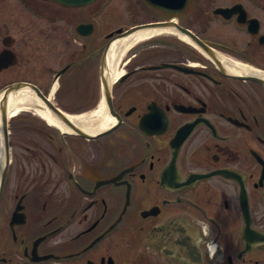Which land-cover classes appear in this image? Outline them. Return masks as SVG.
Here are the masks:
<instances>
[{
  "label": "flooded vegetation",
  "instance_id": "flooded-vegetation-1",
  "mask_svg": "<svg viewBox=\"0 0 264 264\" xmlns=\"http://www.w3.org/2000/svg\"><path fill=\"white\" fill-rule=\"evenodd\" d=\"M124 1V28L104 31L109 2L0 0V97L58 84L85 116L104 99V74L114 119L97 132L48 123L33 133L49 146H17L9 117L0 264H264V0H188L176 12L138 0L154 20L129 27L137 2ZM151 22L174 39L127 44L110 78L111 43ZM35 42L71 60L18 79L36 65Z\"/></svg>",
  "mask_w": 264,
  "mask_h": 264
},
{
  "label": "rangeland",
  "instance_id": "rangeland-1",
  "mask_svg": "<svg viewBox=\"0 0 264 264\" xmlns=\"http://www.w3.org/2000/svg\"><path fill=\"white\" fill-rule=\"evenodd\" d=\"M101 2H109L108 8L110 9L109 12L111 13V16L108 19L106 20L102 19L104 31H108L111 28H116V27L124 28V2L125 1L124 0H100L99 3ZM133 2H137V3H134V5L129 7L128 21L125 24L126 27H129L133 23H138V22L140 23L143 21L154 20V19H150V16H148L149 14L148 12L147 13L145 11L142 12V4L140 2L138 3V0H133ZM12 12L14 13V16L18 22V18H21L20 12L19 11H12ZM1 13H2L1 19L8 20L10 11H3ZM12 20H15V19L13 18ZM23 22H25V20ZM20 26H17V28H19ZM172 35H174L172 32L165 31V32L154 34L150 37H147L149 39L147 38L145 39L150 40L151 38L153 39L162 38V39L173 40L174 38L172 37ZM98 39H99V36H98ZM99 43H103V42H99ZM34 45L43 46L44 49L41 48L40 50L34 51V53L38 55L35 66L25 67V64L22 63L21 70L17 71L18 79L22 77H26L29 74L36 75V76L40 75L43 71H46V69L43 67V64L48 65L49 62L53 60L52 59L53 57H56V59H54L55 61L57 60L56 63L54 62L55 65L53 66V68L60 67L66 62L71 60V58L67 57L66 54L56 55L55 53H49L48 51H46L45 47L49 48L48 46L50 45V42L47 44H44V43L42 44V42H37V43L35 42ZM101 45L102 44H98V47H100ZM26 50L29 51V50H34V49L26 48ZM64 50L65 48H62L61 51H64ZM34 67L35 69H33ZM97 69H98V65H97ZM52 72L53 70L51 71V74ZM97 72L99 75V69ZM69 82L71 81L67 80L66 84H68ZM57 86L58 84H56V86H54L55 88L49 92L48 96L51 98L52 101L55 102V104L61 110L69 114H74L73 109L77 108L76 97H75L76 92L69 91L71 93L68 94L67 93L68 91H65V90L61 91L60 88H58ZM99 104H100V97L97 100V104L89 110V113H91L96 107H98ZM31 116H39L40 120L35 119L36 121H34L32 120V118H30ZM10 118H11V130L13 132L12 135L13 137L16 138L17 146H23V145H28V144L32 145L31 141L33 140V138L38 143L49 146V142L46 138H44L43 136L37 135L36 133H33V132H37L41 130L43 125H49L48 124L49 122L43 119L42 116L35 113L33 109H26L22 111L21 113L15 115L14 117H10Z\"/></svg>",
  "mask_w": 264,
  "mask_h": 264
},
{
  "label": "bare ground",
  "instance_id": "bare-ground-1",
  "mask_svg": "<svg viewBox=\"0 0 264 264\" xmlns=\"http://www.w3.org/2000/svg\"><path fill=\"white\" fill-rule=\"evenodd\" d=\"M172 32V28L169 26L163 27H153L138 30L134 33L129 34L128 36H118L119 38L115 39L108 50L107 54V71L110 78H118L123 71H118L113 74L112 68L115 60L124 52L127 44L132 43L140 38H147L154 34H159L162 32ZM183 39L188 40L186 36H183ZM26 109H33L35 113L42 116L51 124H55L63 130H73L66 123H63L52 111L43 105L42 100L36 96V94L29 88H20L15 93H12L8 96V114L10 117L21 113ZM70 120L75 124H81L88 132H97L107 128L113 121V117L110 115V112L106 106L104 99L100 101L98 107H96L91 113L81 116L77 114H70ZM0 139H1V129H0Z\"/></svg>",
  "mask_w": 264,
  "mask_h": 264
},
{
  "label": "water",
  "instance_id": "water-1",
  "mask_svg": "<svg viewBox=\"0 0 264 264\" xmlns=\"http://www.w3.org/2000/svg\"><path fill=\"white\" fill-rule=\"evenodd\" d=\"M56 3H60L65 6H81L93 3L97 0H51ZM188 0H147L153 6H157L159 8H164L169 10V12H176L180 11L181 7L187 3ZM217 12H226L225 9H219ZM162 23L151 22L140 24L134 26L133 28L129 29L126 33L131 34L138 30L146 29V28H153V27H163ZM121 36H124V31L120 32ZM2 56V55H1ZM103 82V94H104V101L108 109L112 108V98H111V91H110V84L105 79L103 74L102 76ZM20 88H29L31 89L36 96H38L45 107H47L50 111H52L63 123H66L68 126L77 130V125H75L69 118V113L64 112L61 110L54 101L51 100L50 97L45 96L42 94L37 88L34 86L27 84V83H17L15 85L8 86L1 94L0 97V129H1V141L2 145L8 147V96L12 93H15Z\"/></svg>",
  "mask_w": 264,
  "mask_h": 264
}]
</instances>
